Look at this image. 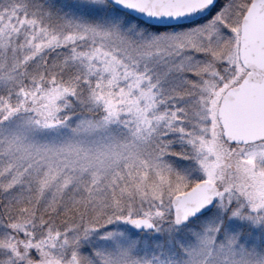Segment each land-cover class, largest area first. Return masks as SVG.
Here are the masks:
<instances>
[{
  "label": "rangeland",
  "instance_id": "1",
  "mask_svg": "<svg viewBox=\"0 0 264 264\" xmlns=\"http://www.w3.org/2000/svg\"><path fill=\"white\" fill-rule=\"evenodd\" d=\"M249 1L154 33L103 0H0V213L78 220L52 234L0 218V264H264V196L231 182L255 151L225 145L215 117L244 74ZM46 56L77 86L42 73ZM201 181L215 208L174 230L170 199ZM131 219L154 230L128 232Z\"/></svg>",
  "mask_w": 264,
  "mask_h": 264
},
{
  "label": "water",
  "instance_id": "2",
  "mask_svg": "<svg viewBox=\"0 0 264 264\" xmlns=\"http://www.w3.org/2000/svg\"><path fill=\"white\" fill-rule=\"evenodd\" d=\"M116 11L152 28L191 25L206 18L218 0H104ZM238 61L247 71L242 81L227 90L217 110L222 139L232 145H248L264 140V0H251L239 26ZM218 190L209 182H199L169 203L172 225L180 229L209 213L216 204ZM131 233L154 230L146 219L125 224Z\"/></svg>",
  "mask_w": 264,
  "mask_h": 264
},
{
  "label": "trees",
  "instance_id": "3",
  "mask_svg": "<svg viewBox=\"0 0 264 264\" xmlns=\"http://www.w3.org/2000/svg\"><path fill=\"white\" fill-rule=\"evenodd\" d=\"M147 29L151 32H156V33L163 32L162 29H153V28H147ZM44 63H45V67L43 68L42 73L49 71L50 73H52L53 76H57L61 79V81L59 82L66 81L65 83L68 85L77 86V82H73L75 80L73 78V73L71 71H67L69 73L67 74L66 70L62 71L60 68H57V67L54 68L52 71L51 66H50L49 56H46ZM70 73L72 75H70ZM65 75H67V77H65ZM13 108L14 106L11 109ZM17 115L18 114H15L14 116H17ZM25 208L26 207H19V208H13V209L11 208L10 212L8 213H0V218L1 220L5 221L7 224L14 223V222L29 223L34 220L38 224V226H40L39 230L41 232H43L45 228L49 227L52 231V234H61L63 232L67 234L70 232L68 230L74 229V227L78 223L77 217H75L76 213L73 210L63 211L61 209H54L50 211H45L44 213L38 212V213L32 214L31 212H28V214H26V212H24ZM17 217L19 218L17 219Z\"/></svg>",
  "mask_w": 264,
  "mask_h": 264
},
{
  "label": "flooded vegetation",
  "instance_id": "4",
  "mask_svg": "<svg viewBox=\"0 0 264 264\" xmlns=\"http://www.w3.org/2000/svg\"><path fill=\"white\" fill-rule=\"evenodd\" d=\"M242 71L244 74L238 83H240L242 78L246 75V71ZM227 146L231 148H240L245 151H255V164L252 165L246 160H242L238 164V167L236 168L237 170L231 168V182L234 187H241L245 190L256 189L255 192L258 193L256 196H264V140L244 146ZM233 192H235V190H233Z\"/></svg>",
  "mask_w": 264,
  "mask_h": 264
}]
</instances>
